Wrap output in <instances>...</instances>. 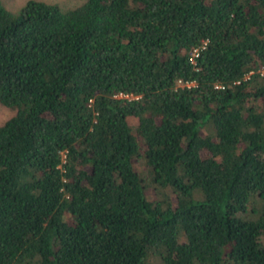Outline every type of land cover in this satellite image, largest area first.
<instances>
[{
    "label": "trees",
    "instance_id": "1",
    "mask_svg": "<svg viewBox=\"0 0 264 264\" xmlns=\"http://www.w3.org/2000/svg\"><path fill=\"white\" fill-rule=\"evenodd\" d=\"M263 67L264 0H0V264H264Z\"/></svg>",
    "mask_w": 264,
    "mask_h": 264
},
{
    "label": "rangeland",
    "instance_id": "2",
    "mask_svg": "<svg viewBox=\"0 0 264 264\" xmlns=\"http://www.w3.org/2000/svg\"><path fill=\"white\" fill-rule=\"evenodd\" d=\"M2 4L11 11L18 10L26 0H1ZM58 5L61 9L67 10L83 3L84 0H44ZM13 109L0 102V124L13 114Z\"/></svg>",
    "mask_w": 264,
    "mask_h": 264
},
{
    "label": "built area",
    "instance_id": "3",
    "mask_svg": "<svg viewBox=\"0 0 264 264\" xmlns=\"http://www.w3.org/2000/svg\"><path fill=\"white\" fill-rule=\"evenodd\" d=\"M189 53H190V55L192 57V61H193L194 60L193 57H195L196 55H198V48L197 47L193 48ZM261 74L264 75V67L261 69ZM178 83L179 84H190L189 82L184 83L181 80H179ZM215 86L219 87V86H222V85L216 84ZM117 96H132V95L131 94H127V93L120 92V93L117 94Z\"/></svg>",
    "mask_w": 264,
    "mask_h": 264
}]
</instances>
